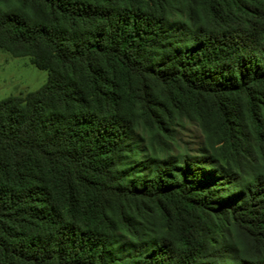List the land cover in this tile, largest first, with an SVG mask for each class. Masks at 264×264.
Wrapping results in <instances>:
<instances>
[{
    "label": "trees",
    "instance_id": "16d2710c",
    "mask_svg": "<svg viewBox=\"0 0 264 264\" xmlns=\"http://www.w3.org/2000/svg\"><path fill=\"white\" fill-rule=\"evenodd\" d=\"M0 47L48 71L0 100V264H264V0H0Z\"/></svg>",
    "mask_w": 264,
    "mask_h": 264
},
{
    "label": "rangeland",
    "instance_id": "374dc122",
    "mask_svg": "<svg viewBox=\"0 0 264 264\" xmlns=\"http://www.w3.org/2000/svg\"><path fill=\"white\" fill-rule=\"evenodd\" d=\"M48 79V71L38 67L29 56H14L0 47V100L10 95L26 94L42 87ZM183 146L193 150L203 140L202 133L196 125L188 124L178 132Z\"/></svg>",
    "mask_w": 264,
    "mask_h": 264
}]
</instances>
